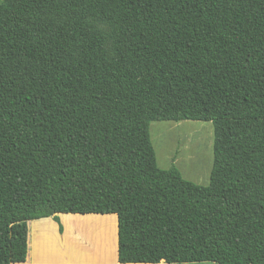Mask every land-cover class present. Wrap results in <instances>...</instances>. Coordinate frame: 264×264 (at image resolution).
<instances>
[{
	"label": "trees",
	"instance_id": "16d2710c",
	"mask_svg": "<svg viewBox=\"0 0 264 264\" xmlns=\"http://www.w3.org/2000/svg\"><path fill=\"white\" fill-rule=\"evenodd\" d=\"M182 120L208 185L158 165ZM60 214H116L121 263L264 264V0H2L0 264Z\"/></svg>",
	"mask_w": 264,
	"mask_h": 264
},
{
	"label": "crops",
	"instance_id": "0c3cea01",
	"mask_svg": "<svg viewBox=\"0 0 264 264\" xmlns=\"http://www.w3.org/2000/svg\"><path fill=\"white\" fill-rule=\"evenodd\" d=\"M59 222L52 217L30 220L27 260L16 264H217L212 261L186 263H121L119 261V223L110 229L109 217L97 214L59 215ZM94 222L102 228L83 233L81 224Z\"/></svg>",
	"mask_w": 264,
	"mask_h": 264
},
{
	"label": "rangeland",
	"instance_id": "374dc122",
	"mask_svg": "<svg viewBox=\"0 0 264 264\" xmlns=\"http://www.w3.org/2000/svg\"><path fill=\"white\" fill-rule=\"evenodd\" d=\"M98 26L111 32L106 24L100 23ZM108 47H111L110 43ZM150 131L160 168L168 169L175 164L184 178L202 185L210 183L215 159V127L212 121H152ZM69 215L63 214L64 217ZM97 215L109 217L108 227L115 228L113 222L118 220L116 214ZM80 226L83 233L102 228L94 222Z\"/></svg>",
	"mask_w": 264,
	"mask_h": 264
}]
</instances>
